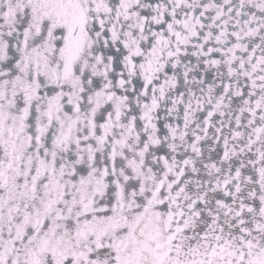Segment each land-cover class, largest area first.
Masks as SVG:
<instances>
[{"label": "snow or ice", "instance_id": "snow-or-ice-1", "mask_svg": "<svg viewBox=\"0 0 264 264\" xmlns=\"http://www.w3.org/2000/svg\"><path fill=\"white\" fill-rule=\"evenodd\" d=\"M0 264H264V0H0Z\"/></svg>", "mask_w": 264, "mask_h": 264}]
</instances>
